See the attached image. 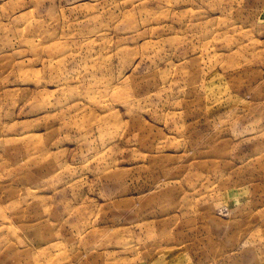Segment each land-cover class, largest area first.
Here are the masks:
<instances>
[{
  "label": "rangeland",
  "instance_id": "rangeland-1",
  "mask_svg": "<svg viewBox=\"0 0 264 264\" xmlns=\"http://www.w3.org/2000/svg\"><path fill=\"white\" fill-rule=\"evenodd\" d=\"M0 264H264V0H0Z\"/></svg>",
  "mask_w": 264,
  "mask_h": 264
}]
</instances>
